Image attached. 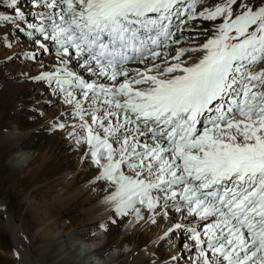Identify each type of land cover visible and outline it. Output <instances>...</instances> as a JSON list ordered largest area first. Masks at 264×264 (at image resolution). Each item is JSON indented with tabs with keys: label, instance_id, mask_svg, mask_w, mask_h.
Segmentation results:
<instances>
[{
	"label": "snow or ice",
	"instance_id": "snow-or-ice-1",
	"mask_svg": "<svg viewBox=\"0 0 264 264\" xmlns=\"http://www.w3.org/2000/svg\"><path fill=\"white\" fill-rule=\"evenodd\" d=\"M14 43L108 189L98 230L163 223L162 264H264V0H0Z\"/></svg>",
	"mask_w": 264,
	"mask_h": 264
},
{
	"label": "bare ground",
	"instance_id": "bare-ground-1",
	"mask_svg": "<svg viewBox=\"0 0 264 264\" xmlns=\"http://www.w3.org/2000/svg\"><path fill=\"white\" fill-rule=\"evenodd\" d=\"M189 55L195 58L198 53ZM34 65L36 66L35 72L21 73L22 75H16L15 77L9 76V66L8 68H5L4 65L0 66V101L4 104V110L0 113V125L5 122L7 126V130L0 134V153H4L7 160L12 158L13 165L21 169H27L40 155L45 156L47 162L53 167L54 176L59 177L61 172H67L75 168L76 162L74 160L79 145L74 143L73 138L69 137L67 131L59 132L54 127H49V125H54L56 122L53 118L59 119L62 115L63 105H59L60 111L57 113H55L56 108L46 110L47 112H53V116H49V119L45 120L41 116L39 117V114L45 111L44 108L50 105H47V103L55 98L50 96L47 87L34 84L36 80L27 81L28 76L26 74L34 75L39 71L38 65ZM17 82H21V86L6 89L7 86ZM43 92L48 93L45 95L46 97L41 96L44 94ZM90 182L95 186L100 184L94 178ZM99 190H101L100 187H82L75 194L84 197V201L82 200L78 205L80 208L82 207L81 211L84 213L82 221L78 224L82 232H79L80 229L72 231L69 234L74 236L67 238L65 241L67 243L64 244H69V248H66L67 251L71 249L75 251L77 262L80 264H152L153 261H156L157 264H162L168 257L178 254L176 241L167 244L157 239L165 229L163 223L154 225L155 228L152 229L145 228L141 230L130 228L131 225L129 227L122 218L117 217V222L110 224L107 231L98 230L96 225L107 220L113 211L111 205H105L104 207L101 204L104 209L100 211L99 203L88 204L86 198H90L91 193L94 195V192ZM63 192L67 193L68 188L65 187ZM0 215L6 222L8 220L6 228L13 241L20 264H35L31 260L34 257L24 247L26 243L19 237V227L15 224L13 216L8 211L3 199H0ZM136 225L139 224L134 226ZM86 235L91 236V238L88 240ZM181 264H184V262L181 261Z\"/></svg>",
	"mask_w": 264,
	"mask_h": 264
},
{
	"label": "rangeland",
	"instance_id": "rangeland-1",
	"mask_svg": "<svg viewBox=\"0 0 264 264\" xmlns=\"http://www.w3.org/2000/svg\"><path fill=\"white\" fill-rule=\"evenodd\" d=\"M15 46H17L16 43L13 44L11 49L0 46V55L4 57V62L0 60V66L4 65L5 68L9 66V76L11 77L20 76L30 71L35 72V65L30 62L22 59L19 61L7 60V57L15 53H22L23 48L20 45ZM14 49L22 51L4 52ZM28 67L31 68L27 69ZM19 86H21V82L11 84L6 89L18 88ZM44 87L46 86L44 85ZM43 93L42 97H46L45 95L48 94ZM59 103L56 99L51 103L48 102L52 106L49 105L44 110L56 108L55 113H57L60 111ZM0 108L1 113L4 110L2 101H0ZM40 116L47 120L53 116V112L46 111L45 114L40 113ZM6 130L7 126L3 122L0 125V134ZM4 155V153H0V199H3L8 211L13 216L15 224L19 227V237L26 243L25 246L22 241L24 247L30 251L39 264H80L76 261L75 251L72 249L67 251L66 248H69V244H64L67 243L65 242L67 238L74 236L69 233L80 229L78 224L82 221L84 215L81 211L82 207L78 206L82 200L84 201V197L75 194L82 187H100L101 190L95 191L94 195L91 193L90 198H86L88 204L99 203L100 211H103V206L110 205L106 200L108 189H106L104 183L100 182L98 186H95L90 182L95 175V169L90 160L82 153L79 146L74 160L76 162L75 168L67 172H61L59 177H56L53 174V167L47 162L45 156L40 155L27 169H21L13 165L12 158L7 160ZM65 187L68 188L67 193L63 192ZM79 217L80 220L78 221ZM122 219L129 227L131 225L130 228L141 230L155 228L153 224L147 222H141L139 223L140 227L139 225H136V227L134 226L136 223L131 222V217H128L127 220L126 218ZM7 224L8 220L6 222L0 215V264H20L13 241L6 228ZM132 224H134L133 227ZM39 231L41 232L39 233ZM79 232H82V230L80 229ZM87 237L88 240L91 238V236Z\"/></svg>",
	"mask_w": 264,
	"mask_h": 264
}]
</instances>
